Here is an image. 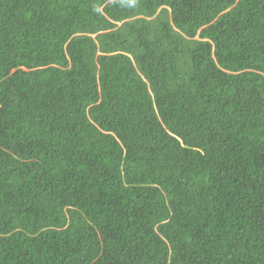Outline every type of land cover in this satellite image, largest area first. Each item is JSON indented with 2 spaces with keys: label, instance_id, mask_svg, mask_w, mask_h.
<instances>
[{
  "label": "trees",
  "instance_id": "obj_1",
  "mask_svg": "<svg viewBox=\"0 0 264 264\" xmlns=\"http://www.w3.org/2000/svg\"><path fill=\"white\" fill-rule=\"evenodd\" d=\"M0 264H264V0H0Z\"/></svg>",
  "mask_w": 264,
  "mask_h": 264
}]
</instances>
